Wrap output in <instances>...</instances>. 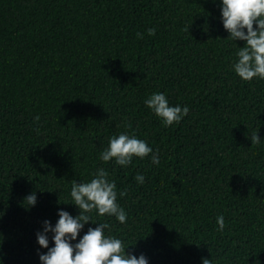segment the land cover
I'll return each mask as SVG.
<instances>
[{"label":"trees","instance_id":"1","mask_svg":"<svg viewBox=\"0 0 264 264\" xmlns=\"http://www.w3.org/2000/svg\"><path fill=\"white\" fill-rule=\"evenodd\" d=\"M220 8L221 0H0V264H41L48 249L36 233L45 220L54 227L60 210L79 214L72 182H89L98 168L115 181L127 220L91 217L126 253L148 264H264V79L233 71L245 42L227 38ZM154 92L189 113L164 126L144 103ZM125 132L160 163L151 154L124 167L101 161L108 138ZM97 226L85 224L71 243Z\"/></svg>","mask_w":264,"mask_h":264},{"label":"clouds","instance_id":"2","mask_svg":"<svg viewBox=\"0 0 264 264\" xmlns=\"http://www.w3.org/2000/svg\"><path fill=\"white\" fill-rule=\"evenodd\" d=\"M215 2V0H213ZM221 19L224 29L229 33L232 41H244L243 47H238L235 53L236 61L232 68L243 81L253 78L264 79V0H221ZM255 25V28H254ZM149 36L155 35L156 29L146 30ZM188 31V28L186 29ZM143 38L142 33H137ZM147 108L162 120L164 126L179 123L189 113L185 105L170 106L163 93H152L145 101ZM40 117H34L39 121ZM128 127H131L128 124ZM38 131V129H37ZM258 130H254L250 137L251 145H258L261 138ZM151 154L153 164H159V154L153 152L148 144L127 132L108 138V145L101 151L99 159L103 162L115 160L121 167L131 164L134 157L145 158ZM138 183L144 182L143 175L135 177ZM121 191V197L126 195ZM71 198L79 210L73 217L68 212L58 211L59 219L53 227L49 221L43 222V231L36 233L37 243L41 248L48 249L39 254L41 264H148L147 258L126 253V247L121 239L105 235V229L110 231L108 223L93 222L91 213L103 217L113 216L120 223H125L127 213L117 203V190L114 180H109V173L104 168H98L89 182H72ZM37 197L35 192L23 199L26 210L34 206ZM92 222L98 226L89 227L87 232L75 244L84 225ZM218 230L223 231L225 221L223 215L216 219ZM51 232L54 246L49 248L48 233ZM202 264H211L210 259H202Z\"/></svg>","mask_w":264,"mask_h":264}]
</instances>
